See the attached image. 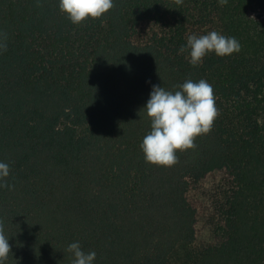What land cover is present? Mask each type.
<instances>
[{
	"label": "trees",
	"instance_id": "16d2710c",
	"mask_svg": "<svg viewBox=\"0 0 264 264\" xmlns=\"http://www.w3.org/2000/svg\"><path fill=\"white\" fill-rule=\"evenodd\" d=\"M217 31L240 51L197 66ZM0 222L6 264H264V0H114L73 24L59 0H0ZM213 87L218 116L171 167L145 161L152 85Z\"/></svg>",
	"mask_w": 264,
	"mask_h": 264
},
{
	"label": "clouds",
	"instance_id": "9594fccd",
	"mask_svg": "<svg viewBox=\"0 0 264 264\" xmlns=\"http://www.w3.org/2000/svg\"><path fill=\"white\" fill-rule=\"evenodd\" d=\"M113 7L114 0H59L60 11L73 24H80L88 18H101ZM240 48L235 37L211 31L200 36L189 35L179 52L187 51L189 63L197 66L209 53L224 57L238 53ZM3 50L0 46V51ZM143 109L150 119L151 130L143 138L140 148L146 162L164 167L177 163V151L195 148L196 137L209 133L218 116L213 87L204 79L185 80L175 91L154 84ZM9 175L10 165L0 161V188L11 189L12 185L3 183ZM67 251L72 255V264H95L96 252H85L79 241L70 243ZM10 253L9 237L0 222V264H6Z\"/></svg>",
	"mask_w": 264,
	"mask_h": 264
}]
</instances>
